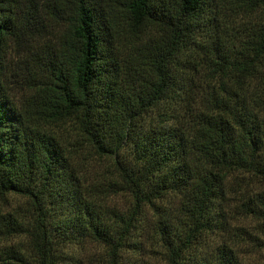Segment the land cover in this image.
<instances>
[{
    "label": "trees",
    "instance_id": "1",
    "mask_svg": "<svg viewBox=\"0 0 264 264\" xmlns=\"http://www.w3.org/2000/svg\"><path fill=\"white\" fill-rule=\"evenodd\" d=\"M30 16L59 30L21 57L35 66L18 102L5 69ZM252 180L264 0H0V205L25 202L0 210V264H65L86 241L121 264L147 238L165 264H264ZM247 217L251 231L232 224Z\"/></svg>",
    "mask_w": 264,
    "mask_h": 264
},
{
    "label": "rangeland",
    "instance_id": "2",
    "mask_svg": "<svg viewBox=\"0 0 264 264\" xmlns=\"http://www.w3.org/2000/svg\"><path fill=\"white\" fill-rule=\"evenodd\" d=\"M38 1L42 0H36V2ZM45 11L47 10L44 8L43 14H47ZM58 28L59 25H57V23H55V21L49 16L41 19V21H36L30 16L17 24V28L14 30V35L10 38V51L5 69V81H7L10 88L13 89V98H16V101L19 102L18 99L21 97L19 94V88L28 79L27 73L34 69L35 66L32 59L23 61L21 57L27 55L26 49H28L29 46L33 48L36 47L37 51H39L38 47L43 44V41L51 42L55 34L58 32ZM254 185L258 188L264 187V184L262 185L260 182H254ZM172 200L178 201V198L173 197ZM128 202L129 198L126 196L117 195V197L114 198V203L117 204L120 209L126 208L128 206ZM15 203L25 202L23 198L13 196L7 205H0V210H9ZM149 209L145 207V210L148 211V215L150 212ZM149 217L150 216L146 219L144 218L140 225V227L146 231L148 230L150 224ZM254 222L255 221L252 218L247 217L233 220L232 224L234 226L244 227L251 231V229L255 227ZM255 232L258 233V231ZM258 235L264 239L263 233H258ZM17 238L21 241L24 240L23 236ZM143 238L144 236L140 239ZM142 244L144 246L141 249L138 248L139 245H137L138 247L136 250H131L130 248L127 249L123 253L121 264H165L163 256H161V251H163V249L159 247V244L149 238H147L146 241H143ZM66 252L68 255L63 260L65 264H104L105 262L103 261L104 250L99 245L92 242L86 241L83 245H70L66 248ZM262 256H264V248H262L258 257Z\"/></svg>",
    "mask_w": 264,
    "mask_h": 264
}]
</instances>
